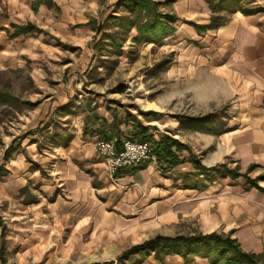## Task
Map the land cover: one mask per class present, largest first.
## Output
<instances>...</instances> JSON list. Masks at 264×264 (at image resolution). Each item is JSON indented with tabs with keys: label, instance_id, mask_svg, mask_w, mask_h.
Here are the masks:
<instances>
[{
	"label": "crops",
	"instance_id": "0c3cea01",
	"mask_svg": "<svg viewBox=\"0 0 264 264\" xmlns=\"http://www.w3.org/2000/svg\"><path fill=\"white\" fill-rule=\"evenodd\" d=\"M118 1L0 0V70L21 69L23 58H52L54 37L85 47L100 29L116 31L101 26L113 22L109 12L116 18L127 15ZM169 1L176 31L165 42L177 40L172 50L179 49L176 69L182 76L190 74L192 103L209 111L231 102L236 109L233 121L220 133L178 124L174 137L187 148L181 149L153 131L157 121L135 122L95 104L79 113L74 127L54 133L48 150L41 153L38 143L28 147L39 168L30 172L34 164H26L22 154L16 159L21 166L8 169L21 188L29 179L41 180L38 173L46 169L50 195L57 196L53 207L57 229L70 224L80 235L90 229L95 236L102 228L161 230L162 225L188 218L197 223L200 234L231 236L244 252L263 259L264 23L238 12L227 16L221 27L200 32L197 26L209 25L212 16L206 0ZM28 26L34 28L18 33V28ZM130 36H139L136 27ZM145 37L152 39L151 34ZM182 95L176 91L173 99ZM54 98L55 92H44L46 115ZM102 138L118 144L124 139L148 141L154 159L112 177L96 153ZM53 238L59 246L60 239L55 234ZM158 264L186 263L172 255ZM191 264L211 263L196 258Z\"/></svg>",
	"mask_w": 264,
	"mask_h": 264
},
{
	"label": "rangeland",
	"instance_id": "374dc122",
	"mask_svg": "<svg viewBox=\"0 0 264 264\" xmlns=\"http://www.w3.org/2000/svg\"><path fill=\"white\" fill-rule=\"evenodd\" d=\"M122 1L118 4L122 11L127 10V15L116 18L109 12L113 22L106 21L101 26L116 31L101 33L100 29L85 47L71 39L61 41L54 37L52 58H23L21 69L0 70V91L15 99L10 106L0 105V264H158L167 256L178 254L162 258L154 252L127 254L158 236L175 238L199 233L197 223L188 218L162 225L161 230L102 228L95 236L90 229L80 235L70 224L57 229L53 210L57 196L50 195L52 185L46 169L38 173L41 180L29 179L24 188L8 169L21 166L16 159L22 154L27 158L26 164H34L30 172L39 168L28 147L38 143L41 153L48 150L54 133L60 135L74 127L79 113L95 104L96 108L101 105L115 110L135 122L157 121L153 131L168 136L169 142L181 149L187 148L174 137L178 124L220 133L228 121H233L236 109L229 105L231 102L209 111L198 110L192 103L190 74L182 76L176 69L179 49L172 50L177 40L172 37L165 42L176 31V18L169 13L171 1L144 0L148 3L143 9H128ZM239 6L238 12L243 16L254 15L264 23V0H241ZM238 12H223L220 16L228 21L227 16ZM212 17L213 12L211 21ZM156 19L171 33L165 35L160 25L157 34L162 38L151 34L149 41L138 28L155 23ZM131 23L136 24L130 26ZM133 27L139 33L135 39L130 36ZM180 90L182 97L173 99ZM51 91L56 98L47 107L46 115L42 97ZM51 119L55 121L52 123ZM49 127L52 130L47 131ZM53 234L60 239L59 246L55 245ZM196 258L202 257H190L189 262L183 259L191 264ZM259 260L264 263V258Z\"/></svg>",
	"mask_w": 264,
	"mask_h": 264
},
{
	"label": "trees",
	"instance_id": "16d2710c",
	"mask_svg": "<svg viewBox=\"0 0 264 264\" xmlns=\"http://www.w3.org/2000/svg\"><path fill=\"white\" fill-rule=\"evenodd\" d=\"M123 5L128 9H143L146 5L144 0H124ZM209 4L213 17L209 26H197L200 32L206 30H212L224 25L227 20L225 17L220 16L223 12H238L241 0H206ZM156 19L155 23L151 22L144 26L139 27L141 35L152 34L156 39L162 38L158 33V26L161 25L165 35H169L171 32L167 30L164 24H160ZM136 23H131L130 26ZM33 26L25 28H18V33L26 32L33 29ZM15 99L2 91H0V105L10 106ZM201 129L202 128H198ZM167 141H170L167 139ZM175 144V142H173ZM198 168H201L199 162H194ZM151 253L154 252L159 258H162L171 254H178L189 262L190 257H202L209 259L211 264H264L260 262L261 256L244 252L236 240L231 236H224L218 233L211 234H196L192 236H178L175 238L158 236L152 240L145 242L144 244L135 246L127 254H139V253Z\"/></svg>",
	"mask_w": 264,
	"mask_h": 264
},
{
	"label": "built area",
	"instance_id": "2783aa9c",
	"mask_svg": "<svg viewBox=\"0 0 264 264\" xmlns=\"http://www.w3.org/2000/svg\"><path fill=\"white\" fill-rule=\"evenodd\" d=\"M96 153L114 177L123 169L149 163L154 159L155 150L148 141L124 139L118 144L116 139L102 138L96 143Z\"/></svg>",
	"mask_w": 264,
	"mask_h": 264
}]
</instances>
